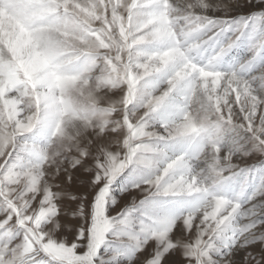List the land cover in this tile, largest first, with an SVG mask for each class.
<instances>
[{"label": "snow or ice", "instance_id": "obj_1", "mask_svg": "<svg viewBox=\"0 0 264 264\" xmlns=\"http://www.w3.org/2000/svg\"><path fill=\"white\" fill-rule=\"evenodd\" d=\"M0 264H264V0H0Z\"/></svg>", "mask_w": 264, "mask_h": 264}]
</instances>
